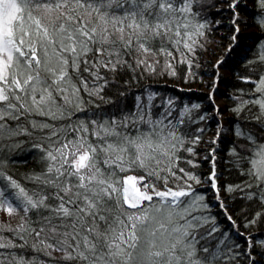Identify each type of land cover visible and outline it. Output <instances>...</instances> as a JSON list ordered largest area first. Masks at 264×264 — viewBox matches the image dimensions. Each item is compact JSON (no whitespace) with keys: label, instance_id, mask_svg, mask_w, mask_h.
Instances as JSON below:
<instances>
[{"label":"snow or ice","instance_id":"snow-or-ice-1","mask_svg":"<svg viewBox=\"0 0 264 264\" xmlns=\"http://www.w3.org/2000/svg\"><path fill=\"white\" fill-rule=\"evenodd\" d=\"M193 65L206 109L142 83ZM0 212V264H264V0H0Z\"/></svg>","mask_w":264,"mask_h":264},{"label":"trees","instance_id":"trees-1","mask_svg":"<svg viewBox=\"0 0 264 264\" xmlns=\"http://www.w3.org/2000/svg\"><path fill=\"white\" fill-rule=\"evenodd\" d=\"M216 2L219 3V0H216ZM248 11H251L250 4L248 5ZM210 15L215 16L217 19H222L223 23L227 24L228 17L226 15L223 17L218 16L216 14L215 8L212 9ZM241 15L247 18V12H243L241 13ZM243 35L246 37L254 38L256 35H259V33L256 32L255 29L247 28L245 29ZM222 36H225V37L227 36V30L224 27L221 28V31L216 32L212 36L214 43L210 45V47H215L216 44H219V43L226 44L227 40L225 39L222 41L221 40ZM245 43L250 44L251 39L246 40ZM220 51L222 52V49ZM241 55H243V53H241ZM205 59H207L209 62H214L213 58L210 55H205L200 61L201 64L204 63ZM236 59H237L236 57L233 58L234 61ZM173 63L176 64L175 61H173ZM162 64H163V57H161V65ZM232 66L235 67L237 71H239L240 73H243L245 71L244 68L238 64L234 63L232 64ZM176 68H177L178 74L187 75L188 69L186 65L176 64ZM161 70H162L161 67H158L157 73H160ZM191 71L195 75L189 78V83L187 84H185L182 80L171 77L167 74L156 75L155 77L143 80L142 83L151 85L153 89H161L166 95H171L173 97H176V96L181 97L183 99V103L187 104L189 107L192 104H199L201 105V110L206 109L208 105L204 102L202 88L204 85L206 86V84L210 83V81L206 79V76H207L206 74L207 72H211V69L205 68V67L197 68L195 65H193V68L191 69ZM201 77L203 78V82L201 80ZM220 84L224 86L225 88H227L228 90L226 97L233 90V86H236L238 88H244V89H247L249 87V85L247 84L239 83L236 80L234 75L223 76V79ZM180 89H183V91H180ZM225 101L227 103V106H230L232 103L227 98H225ZM226 116H227V121L234 118L228 111L226 112ZM215 127L216 126L214 123L211 124V128L213 131L215 130ZM212 134H213L212 131L207 132L204 136V140L205 141L208 140L209 137L212 136ZM228 136L230 135L227 134L226 136L225 134L223 136V138L221 139L219 143V147L217 149L216 165H217V174L219 176L218 183L221 185L226 184V182H239L241 179L235 171H232V172L228 171V169L230 168V165L226 163V161L229 160V156L227 152L231 148V145L228 143V141L232 139V137L229 138ZM204 148H205V145L203 143L199 145L197 148V151L201 154L193 158L197 163H199L200 167L191 169V170L198 172V173L206 174L211 168V164L209 161L204 160L203 158ZM33 167H34V161L29 159L27 164L22 163V164L14 165L12 167V171L16 173L18 178L22 179L24 173ZM207 198L211 200L212 198L211 192L208 193ZM7 219L8 218L6 214H4L3 212H0V220H7ZM13 223H15V221H13ZM30 255H35L38 259H42V260L47 259L46 257L43 256L42 253H30Z\"/></svg>","mask_w":264,"mask_h":264},{"label":"rangeland","instance_id":"rangeland-1","mask_svg":"<svg viewBox=\"0 0 264 264\" xmlns=\"http://www.w3.org/2000/svg\"><path fill=\"white\" fill-rule=\"evenodd\" d=\"M208 73H210V72H207V74H206V75H207V76H206V79H208V81H210V78H209ZM223 76H227V75L224 74V73H222V77H223ZM210 83H211V81H210ZM227 93H228L227 88H225L224 86H222V85L220 84L219 87L217 88V93H216V95H215V102H216V104H217L222 110H225L226 107H227V103H226V101H225V98H226ZM202 94H203L204 102L208 105L209 102H208V100L206 99V97H207L208 94H209V89H208V87H206L205 85H204L203 88H202ZM226 112H227V111L225 110V112H224V121H225V128H228ZM215 126H216V125H215ZM225 134H226V136H227V132H226ZM228 137L230 138L231 136H228ZM204 150H205V148H204Z\"/></svg>","mask_w":264,"mask_h":264}]
</instances>
